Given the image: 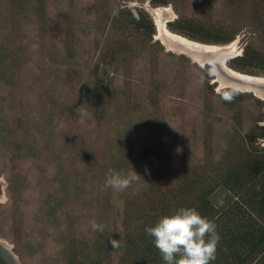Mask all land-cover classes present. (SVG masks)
Returning a JSON list of instances; mask_svg holds the SVG:
<instances>
[{"label": "rangeland", "instance_id": "1", "mask_svg": "<svg viewBox=\"0 0 264 264\" xmlns=\"http://www.w3.org/2000/svg\"><path fill=\"white\" fill-rule=\"evenodd\" d=\"M163 7L170 32L235 41L227 66L264 76L231 65L264 54V0H0V241L17 264H146L126 240L141 215L187 177L214 184L264 156V99L167 49L152 15ZM124 9L145 13L152 35ZM132 169L126 190L104 186ZM209 201L222 213L237 197L220 185Z\"/></svg>", "mask_w": 264, "mask_h": 264}, {"label": "trees", "instance_id": "2", "mask_svg": "<svg viewBox=\"0 0 264 264\" xmlns=\"http://www.w3.org/2000/svg\"><path fill=\"white\" fill-rule=\"evenodd\" d=\"M118 13L119 15L126 13L127 25L141 29L146 24L148 35L154 32L151 21L142 11L124 9ZM186 22L194 24L193 21ZM187 29L184 26L179 28L171 26V30H180L181 33L202 42L223 43L232 40L230 36L217 37L214 41L209 37H196ZM231 65L238 71L256 65L263 69L261 65H264V54L247 48L242 57L233 59ZM234 94L239 96L241 93L234 91ZM259 136L264 139V126ZM213 183L205 178L187 177L174 192H171L172 199L163 207L156 209L154 214L141 215L138 225L126 234L127 248L132 255L135 254L146 264H156L160 261L163 263L159 251L153 246L152 238L146 235L144 228L146 225L155 224L160 216L170 214L178 207L186 206L197 208L201 215L217 225L216 230L220 239L217 244L216 259L212 264H252L255 260L259 263L264 262V156H250L241 164H232L224 170L222 180ZM220 185L237 197L233 207L222 213L209 201L211 193Z\"/></svg>", "mask_w": 264, "mask_h": 264}, {"label": "clouds", "instance_id": "3", "mask_svg": "<svg viewBox=\"0 0 264 264\" xmlns=\"http://www.w3.org/2000/svg\"><path fill=\"white\" fill-rule=\"evenodd\" d=\"M138 178L133 169L129 172L110 170L104 186L124 191ZM100 227L93 223L94 229ZM216 229L217 225L197 208L181 206L160 216L155 224L146 225L144 232L152 238L163 264H212L220 239Z\"/></svg>", "mask_w": 264, "mask_h": 264}, {"label": "bare ground", "instance_id": "4", "mask_svg": "<svg viewBox=\"0 0 264 264\" xmlns=\"http://www.w3.org/2000/svg\"><path fill=\"white\" fill-rule=\"evenodd\" d=\"M168 9L167 7L154 9L152 11V15L156 21L157 31L159 39H161L162 43H164L167 49L175 50V52H184L186 53L187 50H190L193 54H190L193 60L199 62L201 65L203 63L208 62L214 67L216 73V80L221 86L230 87L232 89L242 91V92H250L254 93L260 99H264V91L261 89H255L252 85H263L264 86V76H255L250 74H245L241 72L234 71L233 69L229 68L226 64V61L233 58L232 52L235 50V41L231 42L226 45H212V44H204L195 42L192 40L187 39L181 35L175 34L170 32L164 25V22L161 20L162 12H166ZM166 35V36H163ZM188 53V52H187ZM204 53H215V55L219 54L220 57L217 56L218 60L222 65V72L218 73L216 66L212 63L210 58L203 59ZM225 75H232V77H236L240 81L227 80ZM214 80V81H216ZM4 242V241H3Z\"/></svg>", "mask_w": 264, "mask_h": 264}, {"label": "water", "instance_id": "5", "mask_svg": "<svg viewBox=\"0 0 264 264\" xmlns=\"http://www.w3.org/2000/svg\"><path fill=\"white\" fill-rule=\"evenodd\" d=\"M187 52L190 53V54L192 53L190 50H187ZM205 58H210L212 60V63H214V65L216 66V69H217L218 73L222 72V65H221V63H219V61L217 59H215L213 54L204 53L203 59H205ZM205 64H211V63L206 62ZM224 77L227 80H231V78H232L233 80L240 81L239 79H236V77L234 79V77H232V75H228V74L225 75L224 74ZM252 87H254L257 90L261 89L262 91H264V86L263 85H252ZM224 88L226 89L228 87L224 86ZM0 264H17L13 254L6 247V245L3 242H1V241H0Z\"/></svg>", "mask_w": 264, "mask_h": 264}]
</instances>
